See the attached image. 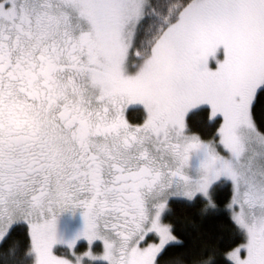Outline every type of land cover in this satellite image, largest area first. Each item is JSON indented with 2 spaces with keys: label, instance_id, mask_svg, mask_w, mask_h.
<instances>
[{
  "label": "snow or ice",
  "instance_id": "obj_1",
  "mask_svg": "<svg viewBox=\"0 0 264 264\" xmlns=\"http://www.w3.org/2000/svg\"><path fill=\"white\" fill-rule=\"evenodd\" d=\"M259 98L264 0H0V264H264Z\"/></svg>",
  "mask_w": 264,
  "mask_h": 264
},
{
  "label": "trees",
  "instance_id": "obj_2",
  "mask_svg": "<svg viewBox=\"0 0 264 264\" xmlns=\"http://www.w3.org/2000/svg\"><path fill=\"white\" fill-rule=\"evenodd\" d=\"M261 106H264V98H259L257 100V109H259ZM128 118L130 120L134 121L135 120V114L134 113H128ZM199 120H200L199 116L194 117L193 118L194 125L199 126ZM182 214H183L182 210L177 209V215H182ZM203 229L206 232H208L209 234H211L212 236H214L217 240V243H219L220 245H224V244L228 243L227 237L220 233V231L216 227L215 222H213V221L205 222L203 225Z\"/></svg>",
  "mask_w": 264,
  "mask_h": 264
}]
</instances>
